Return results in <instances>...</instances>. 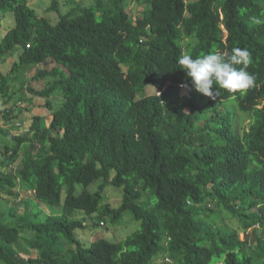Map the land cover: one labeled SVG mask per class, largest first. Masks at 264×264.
<instances>
[{"label":"trees","instance_id":"1","mask_svg":"<svg viewBox=\"0 0 264 264\" xmlns=\"http://www.w3.org/2000/svg\"><path fill=\"white\" fill-rule=\"evenodd\" d=\"M30 1L0 0L15 22L0 66L17 57L0 98L33 68L27 91L52 119L0 129L16 143L0 148V196L31 193L0 210V264H264V0H68L57 15L58 0L40 15ZM234 47L255 77L235 98L196 92L178 69ZM127 212L140 229L122 240L77 237Z\"/></svg>","mask_w":264,"mask_h":264},{"label":"rangeland","instance_id":"2","mask_svg":"<svg viewBox=\"0 0 264 264\" xmlns=\"http://www.w3.org/2000/svg\"><path fill=\"white\" fill-rule=\"evenodd\" d=\"M52 0H32L29 2V7L36 11L37 14L45 13V11L51 6ZM59 7L58 13L65 14L69 8L73 6V2H69L68 0H58ZM85 3H87L85 1ZM131 10V18L135 19L139 15L137 10H139V6L137 4L130 5ZM56 15L49 14L50 18L56 19ZM14 18L11 13L0 14V38L10 28L14 27ZM16 55V54H15ZM14 55L12 58H8V60L1 62V70L7 72L9 67L12 65L17 57ZM33 68L24 67L21 69L19 75V79L16 80L11 88L13 94L11 100H7L8 98H0V129L11 134H25L28 131V127L30 126L31 119L33 116L40 115V117L46 118L48 121L52 119L51 113L46 108V100H41L39 98H34L30 92H28V88L30 87L29 81L33 75ZM44 86L43 84H35V89H40ZM156 93L154 89H150L148 94L152 95ZM52 104L57 106L62 99L58 97H51ZM29 109V110H28ZM7 110H12L11 114L7 112ZM6 111V112H5ZM11 116V117H10ZM18 124H20L18 126ZM247 124V120L245 121ZM10 146H15L16 143L9 138L5 137L0 133V148H2L5 144ZM3 169L4 171L10 172L11 168L9 164L4 163ZM16 170V169H15ZM17 198H11L6 195L0 196V210L4 213H7L6 210L13 207L19 201H26L31 197L30 192H25L23 190H16ZM107 201L111 203L119 202L118 200L121 198V194L118 190H108L107 192ZM46 209V207H44ZM47 210V209H46ZM59 208L55 209L57 213ZM106 225L105 227L95 228L93 230L84 229L78 232L77 237L81 242L85 245L86 248H89L91 243L99 239H107L111 242H117L125 238L126 236L132 234L133 232L140 229L139 223L132 219L130 213H126L123 215V219L121 223H112L109 217L105 218ZM244 233H240V237L244 240ZM162 264V263H158Z\"/></svg>","mask_w":264,"mask_h":264},{"label":"clouds","instance_id":"3","mask_svg":"<svg viewBox=\"0 0 264 264\" xmlns=\"http://www.w3.org/2000/svg\"><path fill=\"white\" fill-rule=\"evenodd\" d=\"M251 61V53L247 49L234 47L228 54L213 51L195 58L185 54L178 58L177 64L196 92L216 99L221 90L235 98L236 93H243L254 85L255 77L247 71ZM238 65L241 67H236ZM158 263L170 264L171 261L168 258L152 261V264Z\"/></svg>","mask_w":264,"mask_h":264}]
</instances>
